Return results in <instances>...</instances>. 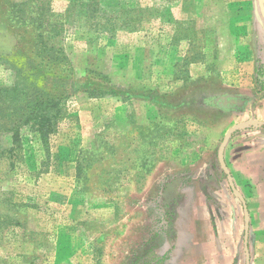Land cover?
Returning a JSON list of instances; mask_svg holds the SVG:
<instances>
[{
    "label": "rangeland",
    "instance_id": "1",
    "mask_svg": "<svg viewBox=\"0 0 264 264\" xmlns=\"http://www.w3.org/2000/svg\"><path fill=\"white\" fill-rule=\"evenodd\" d=\"M18 83L65 113L46 150L34 125L0 132V264H264L217 156L264 96V0H0V88Z\"/></svg>",
    "mask_w": 264,
    "mask_h": 264
},
{
    "label": "trees",
    "instance_id": "2",
    "mask_svg": "<svg viewBox=\"0 0 264 264\" xmlns=\"http://www.w3.org/2000/svg\"><path fill=\"white\" fill-rule=\"evenodd\" d=\"M141 11L142 9L140 6L134 9L123 10L116 25L123 30L133 31L138 23L137 19ZM133 13H135L134 17ZM22 15L25 16L26 13L23 12ZM57 26L56 22L50 21L47 27L48 32H45L41 21H39V25L32 27V32H34L32 40H35V44H39L40 47H38V50L41 51L40 55L44 53L45 60L54 65L66 59L61 49L55 47L53 44H47L46 42L47 39L51 41L55 37ZM22 66L23 65H19L16 72H18V70L20 72L19 68ZM37 70L38 69L35 71ZM20 87L21 84L18 83L13 87L0 88V132L10 131L11 143L13 146L19 147L20 127L24 125H29L30 127L34 125L38 127L37 131L40 136V141L46 150L48 146V136L55 131L57 120L63 116L65 109L61 105L59 99H55L54 97H43L40 94L41 90L35 91L33 94L35 97L32 98L28 96L29 92L24 90L25 87H22L21 90ZM45 95L48 96L49 93ZM31 120L35 121V123L32 124Z\"/></svg>",
    "mask_w": 264,
    "mask_h": 264
},
{
    "label": "crops",
    "instance_id": "3",
    "mask_svg": "<svg viewBox=\"0 0 264 264\" xmlns=\"http://www.w3.org/2000/svg\"><path fill=\"white\" fill-rule=\"evenodd\" d=\"M256 107L258 108L253 120L247 119L245 127L231 135L224 152L233 183L245 197L250 228L264 224V96ZM242 211L244 212L243 206ZM232 217L237 222L242 221L238 219V207L233 210ZM192 222L189 220L190 224ZM202 222L207 229V223L211 224V219L209 221L202 214ZM245 223L246 221L243 223L246 229ZM221 226L224 229L227 224L224 226L222 222Z\"/></svg>",
    "mask_w": 264,
    "mask_h": 264
},
{
    "label": "water",
    "instance_id": "4",
    "mask_svg": "<svg viewBox=\"0 0 264 264\" xmlns=\"http://www.w3.org/2000/svg\"><path fill=\"white\" fill-rule=\"evenodd\" d=\"M236 128H237V126H232V127H230V128L227 130V132L225 133V135H224V137H223V140H222V142H221V144H220V146H219L217 156H218V161H219V164H220L221 168L224 170V172H225L226 175H227V180H228V183H229V185H230L232 191H233L234 193L238 194V193H237V189H236V187H235L234 184H233L232 176H231V174H230V172H229V170H228V168H227V165H226V163H225V159H224V149H225V147H226V144H227V142H228V140H229V137H230L231 133H232L233 131H235ZM238 196H239L241 202L243 203V209H244V214H245L246 225L248 226V219H249V216H248L247 207H246V205H245V201H244L243 197H242L240 194H238ZM244 247H245V252L248 254L247 238H245V240H244ZM246 264H249V260H248V259H247V261H246Z\"/></svg>",
    "mask_w": 264,
    "mask_h": 264
}]
</instances>
